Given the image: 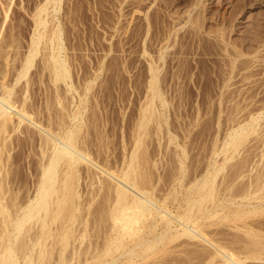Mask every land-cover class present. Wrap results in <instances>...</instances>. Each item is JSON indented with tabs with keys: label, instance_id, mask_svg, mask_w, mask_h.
<instances>
[{
	"label": "rangeland",
	"instance_id": "obj_1",
	"mask_svg": "<svg viewBox=\"0 0 264 264\" xmlns=\"http://www.w3.org/2000/svg\"><path fill=\"white\" fill-rule=\"evenodd\" d=\"M167 1L59 0L58 7L54 9L53 3L46 2V0H0V68L1 66H4L3 68H5L9 74L7 78L11 79L13 74H15L17 69L21 66L22 60L28 51L30 38L34 30L33 20L39 12L40 7L44 6L41 15L50 21L49 25H52L56 20V22L60 23L59 25L62 28L61 37L63 56L67 60L69 72L71 74L70 81L72 80L71 83L74 84H72L70 91H66V85L59 81V89H61L62 92L64 91L62 97L64 96L69 99L67 100L66 98H63V101L65 100V104L71 108L72 106L74 107V104H77L80 99H86L84 114L86 115L85 119L88 120L85 121L84 129L89 127V130H85V133L88 132L87 134H89L87 140L90 141V138L93 137L94 140H92L95 144L92 140L91 143L93 144V148L95 147V150L99 148H97V146H100L98 143L105 144L103 147H101L102 145L100 146L99 149H102V151L99 150V152L104 154L103 151H106L105 155L107 154V151L110 154L113 152V155L111 154L112 156L109 157H111L113 162H116L115 160L118 162V159L127 154L126 150L131 149V145H133L131 142L135 140V138L133 140V133L135 137L142 135L140 136V139H142L140 142L141 147L144 146V149L142 148L143 150H145V148L147 149L144 151L146 152L144 155V157H146V166L145 164L143 165L148 168L147 166L149 164H147V160L148 163L151 160L154 163L156 162L157 165L159 163V167H155L156 163H153L152 165V162L150 163L151 166L156 168L155 171L153 167H149V170L153 168L152 171L150 170L153 173L150 174V171L148 170V172L147 169L145 171L149 173V177L152 174H154L153 176L156 175V179L150 177L152 181H157L159 179L161 180L160 183L162 180H164L163 182H165V180L166 182L171 181V183H169L171 185L172 182H176L177 194H175L176 197L178 196V200H182L180 198L184 197L182 196V193L185 192V188L187 187V190L190 188H188V186H190L191 183L193 184L192 178L194 175L198 174V177H200L204 172L203 170H206V166H210L212 155L213 157L215 156V148H218L222 142H225L228 136L227 133L238 125L246 124L252 115L256 116L261 114L260 120L255 126V129H247L248 133L244 134L245 137L242 139L243 141L241 142V145L238 146V150L234 152L235 155L230 161L228 160V163L226 162V164H224L225 169L223 168L217 174V177L221 178L217 180L221 182L225 179L227 182L224 181L225 183H221L225 184V186L227 185L226 183H228V187L226 186V190V187L223 185L225 187V190L223 187V191L222 184L220 186L217 181L216 186H220L219 190H221L220 192L223 191L222 195L225 198H233V203L232 201L225 200V204H227V206L224 207L226 217L221 219V222L219 221L220 219L217 220L215 217L209 218V222L217 221V224H212L214 228H212L213 226L211 225V227L207 226L208 229L211 228V230L213 229L214 231L217 230L215 228L219 226L220 228L222 227L221 230L224 232V235L227 233L225 236L226 240H237L238 242L239 237L242 236L244 238L247 236V239L245 238L246 240L242 237L241 239L245 240V242L248 240L254 241L256 237L259 238L263 236L260 229H262L264 223L262 225V219L259 220L260 214L257 215L259 217L256 216L259 221H256V217L254 219L252 216V225L255 221L256 223L254 225L261 221L257 229L252 226L253 228L251 230L253 231H250L248 226H246L247 228L244 226L245 229L243 226L242 228L235 227V230L232 229L234 223L244 224L246 220L250 223L251 216L250 218H248L249 216L246 218L245 216L241 217L243 220L246 219L243 223V220L240 218L234 220L232 216H234L233 208L238 211L237 206H240L239 211L243 209L245 210L246 208L249 210L252 201H258L255 199L251 200V198L246 200L244 198H248V194L246 196V193H249V191L257 185L253 182L254 186L252 184L251 186H248V188L246 184L248 183L247 179L249 177L246 175L253 172L257 173V171L262 172V170H264L262 168V170L260 169V167L264 168V2L262 1L259 3L255 0H253V2L252 0L249 1L250 3H244L240 0H172L169 3V1ZM44 40L45 39L41 40L39 43V51L34 56L32 65L29 68L26 77V79H28V87L25 92V95L28 96V100L32 99L31 102L33 103L31 106L39 109L41 108L42 110L46 107L45 105L50 104V101L52 103L54 101V98L50 96L54 87L50 82L47 69L44 68V64L47 62L46 53L48 52ZM152 79L155 84L154 90H156V93H159L162 97V102L157 99V97L155 100L153 98V101H151L152 90L150 87V81ZM24 80L25 79L22 78V80H20L21 83L19 82L16 85V88L22 86L25 82ZM84 95L86 96L84 97ZM44 96L45 98L46 96L47 98L50 96V100L47 101V98L45 99ZM149 99L151 103L149 102ZM147 103L151 104V108L144 110ZM143 112L150 117V120L145 118L148 119L145 121L144 119L147 125L145 123L140 129H144L145 126L146 129H144V132H139L137 130L139 129L138 122H140V117ZM90 124L91 126H89ZM90 130H92L91 132H93V134L90 133ZM135 130L138 131L136 132L138 135L135 133ZM21 134L23 133L19 132L18 134L17 132L8 139V142L11 143L10 161L8 158V163L11 165L9 167V169L11 168L10 171L13 172V176L12 172L11 176L10 174L9 176L14 179L8 178L9 176L7 177L10 182L11 180L15 181V183L14 181L11 182L12 184L10 187L15 190L13 191L11 189L12 192H15L16 194L18 193V197L20 195V199L23 198V195H26L24 193L29 192L30 194L32 192V184L34 182L32 180H34L36 172L35 165H37L34 162L39 158L35 144L31 140L29 141V139L25 137V134H23L24 136ZM100 138H103V141H101ZM124 141L125 143H123ZM128 141H131L130 144ZM142 142H144L143 145ZM177 143L180 145L179 149L176 147ZM182 146L184 148L186 147V152H184L186 154L183 155L185 159L181 156L182 154L179 153L183 151L180 150V147ZM34 148L35 150H33ZM103 148H107V150H103ZM115 152L120 154L114 155L116 154ZM122 152L124 154H122ZM109 153L107 155H110ZM146 154L150 155L147 156ZM3 155H5V153H3ZM105 155H98L97 157L104 158ZM120 155L121 157H119ZM152 155L156 156L153 157ZM177 155H180L179 158L182 157L181 160L184 159L183 163L186 167H184L182 171L186 177L190 178L192 176L190 179L183 175L186 180H183L185 178L182 176L183 181L177 182L174 180L175 176L174 178L172 177L173 175H180L182 172L179 164H176L177 160V163L180 161ZM221 156H217L216 158H220L221 161ZM109 157H107L108 163H110V161L112 162ZM147 157L149 159H147ZM246 160L247 163H245ZM176 167L180 170V173L178 174V169ZM253 167L254 169L251 172ZM212 168L213 166L211 165L210 169L212 170ZM186 171L189 173L186 174ZM156 173L159 174L157 175ZM189 174L190 177L188 176ZM239 174L240 177L242 175L245 177L243 176L240 178ZM166 176L171 179L169 180ZM227 178H229V181ZM232 178L233 181L230 180ZM235 178L237 179L235 180ZM242 178L243 180L246 178V182H244ZM25 181H27L28 185ZM238 181L240 185L244 186L245 184L246 187L244 186L240 188V185L237 184ZM10 182L8 185H10ZM234 183L235 185L237 184L236 186H239L238 191L241 190V194L240 192H236L238 187H235V185H233ZM156 184L159 186L156 189H160V187L163 188L160 189L162 192L166 190V184L168 185L167 188L171 186L168 183H161L162 185H165L164 187H162L159 182H156ZM83 185L85 186V182ZM83 185L81 184V190ZM229 185L232 186V188ZM17 186L20 187L18 188ZM258 186L260 185L258 184L256 187ZM262 186H264V183H262ZM218 187L216 191L220 193ZM233 188H236L233 191H235L237 197L232 194L230 195V193H234L233 191H230ZM263 188L260 189L261 195L262 192L264 193ZM19 189L21 190L18 191ZM26 190L28 191L22 193ZM160 190H158V192ZM189 190L191 192L186 191L187 193L185 192L184 195L190 194V196H195V190ZM242 191H244V193ZM162 192L160 193L162 194ZM241 197L244 198L247 203L251 200L249 204L250 206ZM101 198L102 197L98 196L96 197V200L98 199L99 201ZM93 201L94 205L95 202H98L95 201V199ZM237 201H240L241 203ZM236 203H240L241 205H237ZM242 203L245 205H242ZM97 204L98 203H96V205ZM93 207L95 206H92L91 204L90 208L92 209V212H96L98 205L97 208L95 207L93 209ZM229 208L232 210L229 211ZM98 210L96 212L97 214ZM92 212H90L91 216L94 214V212L93 214ZM97 214L95 216H97ZM263 214L264 213L261 214L262 216L260 218H264ZM92 219L93 218H90V222L87 224H90ZM238 219H240L241 222L240 220L238 221ZM232 221L236 222L233 223ZM92 223L94 226L92 224V227L90 228L91 232L89 231V233L100 231L99 233L102 235L103 232H101V229L99 230L96 228L98 226L100 228L101 224L99 223L100 225L98 224L96 226L97 223L93 220ZM105 223L103 222L102 227L107 224ZM78 224L79 223L74 226H82V224ZM231 224L233 225L231 226ZM87 227L89 228L90 226L87 225ZM93 227L96 228L95 231ZM81 228H83V226L79 227V229ZM248 228L249 233L247 232ZM258 229L259 232L256 231ZM228 230H230V232ZM236 231L241 234L239 236L237 233L239 237L236 234L238 237L237 239L234 237ZM31 232H33V230H31ZM97 232H95V234ZM253 232H256L257 234H253ZM258 233L259 235L261 234V236H255L258 235ZM95 234H89L90 237H85L86 240L90 239L89 241L87 240V243H84L85 239H83V242L76 240L77 242L75 241V243L73 241L74 243H72L71 248L73 245L78 248V246L82 244H87L84 248L91 247L92 249L91 245L93 244H91L90 241H93L92 243H98L96 239L95 241L93 240L98 235ZM213 234L211 236H214L213 238H216L217 236L221 237V235L224 237L223 233L221 235H219L220 233ZM101 235L100 237L97 236L99 242L102 241ZM228 235L229 237L232 235L230 238L233 237L234 239H229ZM262 238L259 239L260 242L257 240L260 244L257 242L253 243L252 241V244H250V246L253 245L251 246L252 249H254L255 246H258V249L264 248V243H262L264 240L262 241ZM243 240L242 243L240 242V246L243 247L244 243L245 249L247 250L248 247L250 249V246H248L249 241L247 242V245ZM177 241L179 242V240ZM235 241L229 242L231 243ZM78 242L80 245L77 244ZM176 242L174 244H176ZM101 243L104 242L102 241ZM255 243L257 244L254 245ZM169 244H171V242ZM169 244L167 247L165 245V249L162 250L165 251L166 248L168 249L169 247L170 254L166 252L167 250L165 251L166 253H162L161 251L162 254H160V251H144L147 253V259H145V256L144 260H141L142 258L140 259L139 256L138 258L137 256L134 257L133 253H131L133 256H129L130 260L132 257L134 258V261L131 260V264H185V261L188 263L193 261L189 264H194L195 262V264H197V258L199 261V256L202 255H200L202 252L196 250L198 249V246L191 245V243H185L183 246V243L180 246L177 245L181 249L174 247L175 250L172 249V252L170 251L172 244ZM189 244L191 246H189ZM261 244L262 246H259ZM195 246L197 248L194 249ZM71 248H69V252L66 249L67 253H70ZM187 248H192L189 253V249L187 250ZM80 249H82V247ZM91 249L88 248L87 250L91 251ZM84 250H86V248ZM139 250L140 249L136 252L139 253L141 251ZM53 251L55 252V250ZM194 251L200 253L196 254ZM54 252L52 256L55 255V257H53V259H57V254ZM179 252L181 253V257H179ZM88 254L90 255V253ZM188 254H190V256ZM113 255H111V257H113ZM167 255L168 258L166 257ZM205 255L206 254L203 253L204 258ZM84 256L86 257V255ZM114 256H116V254ZM172 256L175 257V260L176 258H179V260L176 262ZM203 256L200 260L204 259ZM121 257L113 263L119 264L121 262L120 264H122L125 262L129 264V262L126 261L129 260L128 256V258L123 256V258H126L125 261ZM184 257L185 260L183 261L182 258ZM190 257L195 259H191ZM81 258L82 255L78 258L76 257V261H71V263L75 262L74 264H77L80 262ZM47 259H49V261ZM47 259L45 263L48 261V263L50 262L49 264H51L54 261V264H57V260H52L51 257ZM118 260L121 261L119 262ZM139 260L142 262L139 263ZM163 260L166 262H163ZM181 260L183 261L182 263L179 262ZM81 264H83V262H81Z\"/></svg>",
	"mask_w": 264,
	"mask_h": 264
},
{
	"label": "bare ground",
	"instance_id": "obj_2",
	"mask_svg": "<svg viewBox=\"0 0 264 264\" xmlns=\"http://www.w3.org/2000/svg\"><path fill=\"white\" fill-rule=\"evenodd\" d=\"M168 1L170 3L172 0H168ZM240 1L247 3L251 0H240ZM255 1H258L259 3L262 1L264 2V0H255ZM46 2H52L54 9H56L58 7L57 5H58L59 0H46ZM43 9H44V6L40 7L39 12L36 14L33 20L34 30L30 38V45H29L28 51L26 52L22 60L21 66L17 69L16 73L13 74V77L10 79V78H7L9 74L7 73V70L3 68L4 66H1L0 68V264H47L49 261V259L47 258L51 257L52 260L55 259V258L53 259L55 255L52 256L54 252L53 250H55L54 253H56L58 257L57 259H55V261L57 260V264H72L73 262L71 263V261H76L75 260L76 257L78 258L81 255H82V258L80 259V262H78L79 260L77 261L80 264L81 262H83V264H114L113 262H115L119 257L122 256L121 258H123V256H126V258H128L129 256L132 255L131 253H133L134 257L137 256L138 258L139 256L140 259L142 258L141 260H144V257L147 255L146 253L147 251L148 252L149 251H153V252L160 251V254H162L167 250L166 252L169 253V247L168 249L166 248V250L163 251L165 249V245L167 247V245L170 242L173 245L177 240H179V242L177 241L176 244H174L173 246L169 244L172 247L170 251L172 249L175 250L174 247L179 248L178 246H180L182 243H183L182 246L185 243L186 244L191 243V245L198 246V249L196 250L202 252V253L199 252L200 255L202 254L201 256L198 255L200 259L203 256V253L206 254L205 258L203 256L204 258L202 259L203 262L200 259L198 261V258H197V262H198L197 264H210V263L212 264H264V248L260 247L261 249H258L259 247L255 246V248L256 247L257 248L255 249L253 247L254 249H252L251 246L253 245L250 246V244H252L253 240L252 241L248 240L249 241V245H248L247 244L248 241L245 242V240L247 239L246 238L247 236L244 238L241 236L243 239L246 238L245 240H243L241 239V237H239L241 234L238 231H236V233L234 232L235 233L234 237H236L235 239L239 237L238 242L237 240L236 241L226 240L225 236L227 233L224 235V232H222L221 230L222 227L220 228L219 226L215 228L217 229L216 231H214L213 229L211 230V228L210 229L207 228V226L209 227L210 225L213 226L217 224V221L209 222V218L215 217V219L217 220L220 219L219 221L221 222V219L226 217V212L224 210V207L227 206V204H225V200L232 201L233 203V198L228 199L222 195V192L225 190V187L228 185V183H226L227 184L226 186L225 184H223L225 183L224 181H226L225 179L221 181L223 183L219 182L217 179H219L220 177L218 178L217 174L223 168L225 169L224 164H226V162L228 163V160L230 161V159L233 158V156L235 155L234 152L238 150V146L241 145V142L243 141L242 139L245 137L244 134L248 133L247 129L248 130L255 129V126L260 120L261 114H258L256 116L252 115L246 124L238 125L237 127L231 129L227 133L228 136L227 138L225 137L226 138L225 142L224 143L222 142L223 145L222 144L219 145L221 147L218 146V148L216 147L217 149L214 147L216 150L214 153L215 156L213 157L212 155V159L210 161V166L211 165L213 166L212 170L210 169V166L207 165L206 170L204 169L203 170L204 172L202 171L203 174H201L200 177H198L199 175L196 174L194 175V177L195 176L197 177L195 178L193 177L194 179L192 178L193 184L191 183V185L188 186V188L190 187L189 189H192V191L195 190L194 192L195 196H192V195L190 196V194L184 195L186 191H190L189 189L186 190L187 188L186 187L185 192L182 193L183 194L182 196L184 197L180 198L182 200H178L179 199V198L177 199L178 196L176 197V194H177V189H176L177 185L175 184L176 182L175 183L172 182V185H171L169 184L171 183V181L166 182L165 180V182H163L164 180H162L161 183H168L169 185H171L167 188L168 185L166 184V190L162 192L160 189H163V188L160 187V189H156L159 187L157 186L158 183L156 184V182H159V184L162 185L160 183L161 180L159 179L157 181L156 180L152 181L153 178L156 179L155 178L156 175L153 176L154 174L150 175L152 179L149 177V173L150 174L153 173L151 171L154 167L151 165L154 162H152V160L151 161L149 160L150 162L148 163V160H147V164L149 165L147 166L148 168L145 167L146 157H144V155L146 152L144 151L147 149L145 148V150H143L144 146L141 147V143H140L142 141V139H140V136L142 135L139 136L136 133L138 131L144 132V129H146V126L144 129L142 130L140 129L142 126L145 125L146 123L145 121H147L150 118L144 112L142 113L140 117L141 119L139 118L140 122H138V128L140 130L139 129H137L138 131L135 130V133L138 136L135 137L133 133L132 135L133 140L134 138L135 140L134 141L131 140L133 142L128 141L129 144L130 142L133 144L131 145L132 146L131 149L126 150L127 154L123 155V157L120 158L121 160L118 159L119 160L118 162L117 160H115L116 162H113L111 157H109L113 155L112 154L113 152L111 153L112 155L108 151H107V154L109 153L110 155L106 154L107 157H109L112 160L111 162L110 159L108 158L110 163L107 162V157L105 155L106 151H103L104 154H101L99 152L100 146L102 145L101 147H103L105 144L103 145V144L98 143V145L100 146H97L96 144L97 148L98 147L99 148L95 150L94 149L95 147L93 148L92 146L93 144L91 143V140L93 139V137L90 138V141L87 140V138L89 137L88 136L89 134H87L88 132L87 133L85 132L87 131L86 129L89 130V127L86 125L88 128L84 129L85 128L84 124L86 123L85 121L88 120V119H85L86 115L84 114V111L86 108L85 107L86 99L85 98L80 99L79 102H77V104L75 103L74 107L72 106L71 108L65 104L64 102L65 100L63 101V98L65 99L66 97L64 96L62 97V93L64 91L62 92V90L59 89V85H58L59 81L61 83L63 82L66 85V88H65L66 91L68 90L70 91L73 83H71L72 80L70 81L71 74L69 72L67 60L63 56V44H62V37H61L62 28L59 25L60 23L56 22L55 19L54 20L56 23L51 22L53 24L49 25L50 21L46 17L41 15V11H43ZM43 39H45L44 41H45V45L48 51L46 53L47 54L46 55L47 64L46 63L44 64L45 65L44 68L47 69L50 82L54 87L52 90L53 92L50 95L52 98H54L53 99L54 104L50 101V104L52 103L53 105L52 104L45 105L46 107L44 106L45 108L42 110L41 108L39 109L34 106H31L33 103L31 102L32 99L30 98L31 100H28V96L25 95V92L28 87V79H26V77H27L29 68L32 65L34 56L39 51V43ZM22 78L25 79L24 84L16 88V85L20 82V80H22ZM153 79L150 81V87L152 90L151 101H153V98L155 100L156 97L157 99L161 100L162 97L159 95V93L158 94L156 93V90H154L155 84H154ZM50 96L48 97L49 99L48 98L46 99L45 96L44 98L48 101L50 100ZM85 96L86 95H84V97ZM149 102H150V99H149ZM150 103L149 104L147 103L144 110L151 108ZM145 118H148V119H145ZM89 126H91V124ZM91 131L92 130H90V133L93 134V132ZM17 132L18 134L19 132L25 134V137H27L29 141L31 140L35 144L38 150L37 155H39L38 160L34 162L37 165H35L36 172L34 175L35 176L34 180H32L34 181L32 184L33 188L31 187L32 192L29 194V192H27L28 190L23 191L22 193L24 192H27V193H24L26 195H23V198L21 199L19 198L20 195L18 197L17 196L18 193L16 194L15 192H12L13 188L10 187L12 184L11 182L14 180H11L10 182V180L8 179V178H12L10 177L11 172H12L10 171L11 168L9 169L11 165H9L10 163H8V158L10 156V151H11L10 150L11 143L8 142V139L11 138V136ZM86 134H87V137H86ZM97 138H98V135H97ZM102 139L101 141H103ZM123 143H125V141ZM143 143L144 142H142V145ZM178 144L179 143L176 144V147H178L179 149L180 145ZM107 148H103V150H107ZM180 148H181L180 149L181 151L183 150L182 151L183 153L182 152H179V153H181L182 154L181 156L185 159L183 155L186 154L184 153L186 152L185 150L186 147L184 148L182 146ZM33 150H35V148ZM100 151H102V149ZM3 153H5V155H3ZM119 154L116 153L114 155H119ZM122 154L124 153L122 152ZM98 155H101V156L105 155V156L104 158H99L97 157ZM217 156L222 157L221 161H220V158L219 159L216 158ZM119 157H121V155ZM179 157L180 155L178 156V158ZM181 158H179L180 159L179 163H177L178 160L176 159L177 160L176 164L177 165L179 164L180 170L182 171L183 168L186 166H184V163H183L184 159L181 160ZM210 158H211V155H210ZM147 159L149 158L147 157ZM9 161H10V158H9ZM245 163H247V160ZM143 164H145V166ZM158 165L156 163L155 167L156 166L159 167ZM150 166L153 167L150 169L151 171L149 170ZM261 168L264 169L263 167H260V169ZM146 169L147 171L149 170L150 172L148 171L149 172L148 173L147 171H145ZM155 169L156 168H154V170ZM253 169L254 167L252 168V170L250 169L251 172L253 171ZM180 170L178 169L177 174L180 173ZM255 171H256V167H255ZM186 172H185L186 174L189 173L188 171ZM190 173H191V170H190ZM239 173L241 174L240 171ZM253 173L248 174L249 176L246 175L247 177H249L247 179V182H248L246 184L247 187L251 186L252 184L254 186L253 182H255V184L257 185L259 184L261 188H263L264 186H262V183H264V170H262V172L257 171V173L256 172H253ZM156 174L158 175L159 173H156ZM175 174H176V171H175ZM240 174H239V177H240ZM183 175L185 174L182 171L180 175H173L172 177L174 178L175 176L174 180H176L177 182H180L188 178L186 177V175H185L186 178ZM12 176H13V172H12ZM182 176L185 179H183ZM188 176L190 177V174ZM243 176L244 175H242L241 177ZM237 178H235V180ZM227 179L229 181V178ZM245 179L246 178H244L243 180L242 178L244 182H246ZM230 180L233 181V178ZM216 181L219 182L220 186L222 184V190H223V187L225 186L222 192H220L221 190H219L220 186L218 184L217 185L219 187L216 186V183H217ZM9 182H10V185H8ZM82 182L83 183L85 182V186L83 185ZM25 183L27 184V181H25ZM81 184L83 185L82 190L80 188L82 187ZM237 184H239V181ZM233 185H235V183ZM236 185L235 187H238L236 192L239 193L241 190L238 191L239 186H236ZM246 185L244 184L245 187ZM257 185H255L253 188L251 187L252 190L249 191V193H246V196L248 194V198L244 197L245 195L243 197L246 200L247 199L249 200L250 198L251 200L252 199L258 200L256 201L258 203L254 202L253 200L250 206L249 204L251 200L249 201V203H247L246 200L241 197L243 200H245V202L251 208L249 207V210H248L245 207L247 210L240 209L241 211H239L240 206L238 207L237 205L240 204L242 200L240 199L241 202L237 201L240 203H236L237 205L235 204L238 208V211H236L233 208L234 216L232 217L234 218V220L237 218H240L241 220H243L241 217L245 216L246 218L247 216H249L248 218H250L251 216L250 218L251 221H249L251 223L253 221L252 220L253 217L255 219V217L259 214H260L259 216L261 217L262 216L261 214L264 213V193L262 192V195H261L260 193L261 188L260 186L256 187ZM164 186L165 185H162V187ZM244 186L240 185V188ZM217 187L221 194L216 191ZM227 187H226V190H227ZM230 187L232 188V186ZM21 189H19L18 191H20ZM235 189L233 188L230 191H233ZM158 190L160 191L158 192ZM263 191H264V188H263ZM160 192H162V194ZM233 192L235 193V191ZM242 192L244 193V191ZM234 193H230V195L232 194L236 196V193L235 194ZM98 196L102 197L101 199H99V201L98 199L96 200V197ZM94 199L95 201H98V202H95V205L93 203ZM96 203H98L97 205H98L99 210L97 208ZM243 203L242 205H245ZM91 204L92 206H95L97 208L98 214L96 213L97 212L96 209H95L96 212L93 211L94 214L95 213L97 214V216H95L96 214L95 215L93 214L92 209L90 208ZM95 207H93V209ZM230 208H229V211L232 210ZM90 212H92L93 214L92 216ZM88 215H90L91 217ZM257 217L255 219L256 221L258 220ZM260 217H259V220L262 219L261 220L262 222L261 221L260 222L263 225L264 218L263 217L260 218ZM90 218H93L92 220L95 221V223H97L96 226L100 223L102 227L103 222L107 223V224L105 223L106 225L102 227L103 229L101 227L99 228V226L96 227L99 230L101 229V232H103L102 235L99 233L100 231L98 232L95 231L96 228L93 227L94 231L97 232L96 234L99 233L102 236L101 240L104 243H101L102 242L101 240H100L101 242H99V240L97 239L98 238L97 236L100 237V235L98 234L96 238L93 239L94 241L96 239L98 243L97 242L92 243L93 241L92 242L90 241V243L93 245L89 243L92 246V249L91 247H88L91 249V251L87 250L88 249L87 247H85L86 250H84L85 249L84 246L87 244L84 245L81 243L82 245H80L79 242L77 244H79L82 247V249H80L81 247L78 245H77L78 248L80 247L79 249L74 245L71 248L72 243H74L76 240L83 242V239H85L84 243L85 242L87 243L90 239H87L88 240L87 241L85 237L87 236L90 237V235L95 234V232L89 233V231L91 230L90 228L92 227V224H93L92 220L90 223L91 225L87 224L88 222H90ZM240 219H238V221ZM245 220H243L242 223ZM219 221H218V224H219ZM75 222L79 223L80 225L82 224L83 228L79 229V227H82V226H74L75 224H77ZM245 222H247V220ZM245 222L244 224H241V223L240 224L234 223V225L231 224V226L233 225L232 229L235 230L234 229L235 227L242 228V226L243 227L248 226L250 228V231H253L251 230L253 227L257 229L260 225V222L257 223L258 226L257 224L254 225L255 224L254 222H253L254 223L253 225L252 223L250 224L247 222L248 223L247 224ZM87 225L90 227L88 228ZM263 227L262 229L259 228L263 236H261V234L259 235L258 233V235H255V236H261V237L259 238L256 237V239L250 238V239H254L253 243L257 242V240L259 241V239H261L262 237L264 238V228ZM212 228H214V226ZM249 228L248 230L246 229L248 233H249ZM259 229L256 231L259 232ZM31 230H33V232H31ZM236 230H239V229H236ZM246 230H245V235H246ZM228 231L230 232V230ZM212 232L215 234L220 233L219 235L223 233L224 237H222V235L221 237H218L216 235L217 237L213 238L214 236L211 237L213 234ZM237 233L239 234V236ZM255 233L256 232H253V234ZM236 234L238 237L236 236ZM230 237L229 239L233 238V237L232 238ZM263 238H262V241L264 240ZM242 240L248 246H250V249H249V247L246 245L248 247L247 249L248 251L245 249L244 243H243L244 248L240 246V244L242 243ZM229 241H235V242L230 243ZM236 242L239 244H237ZM257 243H255L254 245H256ZM262 243H264V241ZM191 245L189 244V246ZM196 246L194 247V249L197 248ZM259 246H262V244ZM69 248H71V251L70 253H67L66 249L69 252ZM192 248L190 249L187 248V250L189 249L188 253L191 251ZM138 249L141 250V251L139 250L140 251L139 253L136 252ZM115 252H118V253H115ZM88 253H90V255ZM114 253L116 254V256H114L115 255ZM199 253H196V254H199ZM190 254L188 255L190 256ZM84 255H86V257ZM111 255H113V257H111ZM166 257L168 258V255ZM179 257H181V253ZM126 258L125 257L123 258L124 261ZM174 258L175 257H173V259ZM195 258H191V259H195ZM46 259L48 260L47 263H45ZM128 259L130 260V257ZM145 259H147V256L145 257ZM182 259L184 261L185 257ZM129 260H126V261L129 262V264H131V260L134 261V258L132 257V259L130 261ZM135 260L138 261L137 259ZM141 260H139L140 261L139 263L142 262ZM164 260L163 262L167 261V260L166 261ZM177 260H179V258H176L175 261L177 262ZM118 261L120 262L121 260H118ZM183 261L181 260L179 262L182 263ZM192 262H189V263H192ZM186 263L188 262L185 261V264ZM51 264H54V261ZM125 264H128V263H125Z\"/></svg>",
	"mask_w": 264,
	"mask_h": 264
}]
</instances>
